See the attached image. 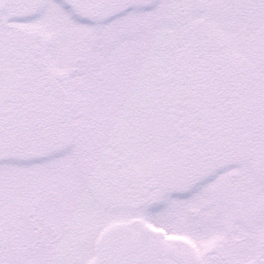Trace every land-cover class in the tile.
<instances>
[{
  "label": "snow or ice",
  "instance_id": "snow-or-ice-1",
  "mask_svg": "<svg viewBox=\"0 0 264 264\" xmlns=\"http://www.w3.org/2000/svg\"><path fill=\"white\" fill-rule=\"evenodd\" d=\"M0 264H264V0H0Z\"/></svg>",
  "mask_w": 264,
  "mask_h": 264
}]
</instances>
